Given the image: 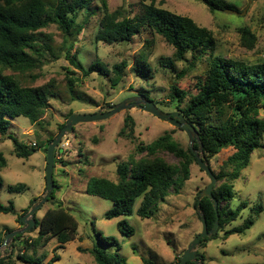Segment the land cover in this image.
I'll return each instance as SVG.
<instances>
[{
    "label": "rangeland",
    "instance_id": "obj_1",
    "mask_svg": "<svg viewBox=\"0 0 264 264\" xmlns=\"http://www.w3.org/2000/svg\"><path fill=\"white\" fill-rule=\"evenodd\" d=\"M151 0H107L110 11L121 8L125 15L143 18L146 14L142 2ZM238 7L237 13L227 11L211 12L198 0H155L160 7L178 14L193 18L199 25L208 28L214 34L217 53L224 57L241 59L247 63L264 62V0H227ZM102 1L95 0L90 8L78 13L77 23L83 25L77 35L75 50L77 58L85 67L100 60L112 69L114 64L128 61L123 79L113 86L107 77L94 72L85 75L73 67L64 56L65 36L56 24L42 28L41 31L50 35L51 45L58 57L48 55L47 62L31 72L19 74L12 70L7 73L17 76L24 85H42L52 81L54 96L50 99V107L42 121L32 124L24 116L14 118L9 134L31 147H36L29 158H20L14 154V144L7 135H0V151L6 157V165L0 166V202L7 204L13 200L18 215H0V235L8 229H21L18 217L29 211L34 198L46 192L47 150L50 143L60 131V125L66 122L70 113H93L130 97L146 91L151 100L166 112H178L170 102V85L176 81L182 89L197 92L198 76L205 70L207 63L201 65L178 79L177 73L186 62L176 60L175 49L165 39L146 28L130 43L108 44L96 41L95 35L99 28V20L103 16ZM247 26L256 35V43L249 49L243 42L239 27ZM148 42L151 46L148 45ZM148 52L151 66L149 79H143L134 70V61L141 52ZM58 56V55H57ZM161 59L173 61V67L163 66ZM69 70L75 73L71 74ZM33 75L36 78L33 79ZM69 78L75 80L74 90L69 88ZM141 96V95H140ZM264 115V110L261 111ZM133 116L135 139L119 136L125 117ZM171 131L173 137L184 148L189 147L187 133L157 116L138 107H133L114 114L108 119L96 122L79 123L73 131L65 136L56 147V163L53 178L57 183L54 196L49 198L35 216L41 218L47 209L62 204L78 222L77 238L63 247H59L56 239L38 248L44 256L41 264H46L55 254L60 260L53 264H96L94 256L82 249H91L97 244V231L104 236L114 237L121 245L120 255L127 264H145L144 258L153 264H177L194 236L201 232L202 222L196 211L195 200L199 193L210 183L207 174L197 162L191 164L190 178L179 189L178 193L170 188L166 200L158 205V210L151 218H142L136 210L143 197L137 199L132 215H123L112 219L106 218V212L113 207V202L86 193V183L90 177H106L118 181L116 167L119 162L131 163L135 159L147 155L139 154L137 146L141 143L150 144L164 132ZM263 146L251 155L247 167L241 169L236 178L232 179L233 197L228 205L223 202V210H236L242 201L247 206L242 208L239 216L225 224L214 237L208 238L206 246H199L198 253L205 255L206 264H264V210L256 214L251 210L255 204L264 206V138ZM35 144V145H34ZM232 147L222 149L210 160L213 171L218 173L227 157L232 154ZM160 156L167 162L180 165V160L169 152H161ZM223 180H217L215 187ZM25 184L21 192L9 191L10 185ZM33 200V202H32ZM32 202V203H31ZM29 208V209H28ZM253 218L254 224L244 234H233L225 238V230L242 226L246 219ZM126 219L135 228V234L123 236L118 222ZM96 226V230L94 228ZM34 227H32L33 229ZM32 229L30 231H32ZM24 232L16 243L15 256L22 252V241L37 236V230ZM13 244V241L11 245ZM10 246L0 248L2 254L11 250ZM110 252L115 247L108 248ZM21 250V251H20ZM17 264H24L18 262Z\"/></svg>",
    "mask_w": 264,
    "mask_h": 264
},
{
    "label": "trees",
    "instance_id": "obj_2",
    "mask_svg": "<svg viewBox=\"0 0 264 264\" xmlns=\"http://www.w3.org/2000/svg\"><path fill=\"white\" fill-rule=\"evenodd\" d=\"M94 1L0 0V135L9 134L12 120L20 116L28 118L32 124L39 123L50 107V99L54 96L52 81L42 85H24L17 76L7 71L24 74L40 68L48 61V55L60 57L61 53L56 54L51 45V36L41 31L51 24H56L63 31L65 43L61 51H64V56L75 69L85 75L96 72L107 77L113 86L121 82L128 67L127 60L114 64L112 69L100 60L85 67L77 58L79 51L75 50L72 53L77 35L83 28L82 24L77 23L78 13L90 8ZM101 1L104 14L99 20L96 41L108 44L130 43L143 30L149 28L174 47L176 60L186 62V66L177 73L178 79L195 70L198 64L207 63L205 70L198 76L197 92L182 89L174 81L170 85L169 98L178 112L198 129L203 144V154L210 167V160L222 149L229 147L234 149L223 162L218 173L215 174L211 167L217 179L223 180L213 189V194L219 203L221 230L225 224L235 220L242 208L247 206V203L242 201L236 210H223L222 203L228 205L233 197V185L230 181L238 176L241 169L248 166L253 152L263 146L264 115L261 111L264 110V62L252 64L218 54L216 38L212 31L199 25L189 16L160 7L155 0L149 3L142 2L146 12L143 18L127 16L121 8L110 11L107 0ZM198 1L204 3L211 12L238 10L235 4L227 0ZM239 31L244 44L252 49L256 43V35L247 26L239 27ZM148 45L151 46L149 42ZM160 63L163 66L173 67V61L170 59H161ZM134 64V70L139 77L150 78L148 52L139 53ZM69 71L71 74L75 73ZM35 78L36 75H33V79ZM74 84L76 85L75 80L69 78L71 91L74 90ZM140 95L151 100L146 91L141 92ZM71 114L73 113L69 115ZM65 123L60 125V130ZM135 126L133 116L128 114L119 136L134 140ZM8 137L13 141L16 156L27 159L35 151L36 147L28 146L13 134H9ZM198 146V142H195L194 148ZM137 151L139 154L147 155L129 164L119 162L116 167L118 181L96 176L87 180L85 189L87 194L113 202V207L105 214L108 219L132 215L134 205L140 197L143 199L136 210L137 214L142 218L153 217L158 205L166 200L170 188L178 193L190 178L191 164L197 162L190 146L184 148L174 139L171 131L164 132L150 144H139ZM161 152L175 155L180 160V165L167 162L160 156ZM56 161L55 155V163ZM6 163V157L0 151V166H5ZM54 183L56 188L55 180ZM25 189V184L9 186L11 192H21ZM53 196L54 191L50 198ZM201 207L208 227L212 228L217 216L212 200L204 197ZM251 210L258 214L264 210V206L255 204ZM9 213L18 215L14 201L10 200L7 204L0 202V215ZM18 221L24 224L20 216ZM253 224L254 219L248 218L242 226L225 230L224 236L228 238L233 234H244ZM94 228L96 230L95 225ZM118 228L123 236L130 237L135 234V228L126 219L118 222ZM37 229V236L24 239L22 252L15 256L14 247L23 237V234L16 235L11 250L4 255L0 251V264H17L16 260L24 264H41L44 256L38 253V248L46 245L51 239H56L59 247L75 240L78 235V222L68 209L59 204L57 207L47 209L41 218H37L36 226L30 232ZM12 230L7 228L5 234L0 235V246L6 234ZM96 233L97 244L91 249H82V251L90 252L96 264H127L119 253L121 245L118 240L104 236L100 230ZM206 241L207 238L203 239L200 245L205 247ZM111 247H115L113 252L108 249ZM182 255L183 253L177 257V264H180ZM200 255L205 261V255L202 253ZM59 260L60 255L55 254L46 264H53ZM144 263L153 264L145 258Z\"/></svg>",
    "mask_w": 264,
    "mask_h": 264
},
{
    "label": "water",
    "instance_id": "obj_3",
    "mask_svg": "<svg viewBox=\"0 0 264 264\" xmlns=\"http://www.w3.org/2000/svg\"><path fill=\"white\" fill-rule=\"evenodd\" d=\"M227 12L237 13L234 9H226ZM133 107H138L146 112H149L158 118L168 121L174 126H177L183 129L189 138V146L192 149L193 153L196 155L197 162L199 167L204 170L207 176L210 179V183L199 193L195 200L196 211L200 215V220L202 222V230L200 233L196 234L192 241L187 246L186 250L183 252L180 264H206L202 259L201 255L198 253V248L200 246V242L203 239L212 238L218 232L220 226V215L218 213V200L213 194V189L217 183V177L213 173L209 162L205 158L203 154V144L200 140L198 129L190 123L182 113L180 112H166L163 111L159 106L150 99H147L143 96H130L119 103H116L110 106L108 109H100L93 113H73L69 116L65 125L61 128L56 137L49 143L47 148V168H46V192L41 197L36 198L30 207L29 211L20 217V220L26 224L24 228L12 230L8 232L4 238L3 244L0 246H10L14 237L18 234H22L24 232H28L32 229V227L36 226L37 218L35 216L36 212L42 208L45 202L51 197L54 189L55 183L53 178L54 166H55V152L56 147L59 143H61L62 139L70 134L74 126L79 123L86 122H96L100 120H105L110 118L116 113H119L123 110H127ZM198 142V148H194V143ZM204 197L212 200L215 210H216V220L212 228L208 227L206 217L204 215V211L201 207V201Z\"/></svg>",
    "mask_w": 264,
    "mask_h": 264
},
{
    "label": "built area",
    "instance_id": "obj_4",
    "mask_svg": "<svg viewBox=\"0 0 264 264\" xmlns=\"http://www.w3.org/2000/svg\"><path fill=\"white\" fill-rule=\"evenodd\" d=\"M35 145V144H34Z\"/></svg>",
    "mask_w": 264,
    "mask_h": 264
},
{
    "label": "crops",
    "instance_id": "obj_5",
    "mask_svg": "<svg viewBox=\"0 0 264 264\" xmlns=\"http://www.w3.org/2000/svg\"><path fill=\"white\" fill-rule=\"evenodd\" d=\"M204 248V247H203Z\"/></svg>",
    "mask_w": 264,
    "mask_h": 264
}]
</instances>
